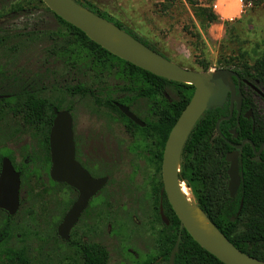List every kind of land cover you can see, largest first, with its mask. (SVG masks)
Returning <instances> with one entry per match:
<instances>
[{
	"label": "rangeland",
	"instance_id": "rangeland-1",
	"mask_svg": "<svg viewBox=\"0 0 264 264\" xmlns=\"http://www.w3.org/2000/svg\"><path fill=\"white\" fill-rule=\"evenodd\" d=\"M82 1L189 71L202 73L207 66V72L235 71L243 63L252 66L264 52V5L252 7L245 0ZM215 4L217 9H213ZM228 4L233 5L231 13L226 12ZM201 9H211L219 21L206 22ZM1 39L0 72L28 82L34 79L42 99L71 111L76 151L98 161L101 167L95 177L107 176L108 183L90 202L98 207L86 210L67 242L56 235L62 209L57 210L55 204L65 191L51 187L46 173L48 195H35L33 182L21 189L17 214L10 220L0 214V264H82V245L103 246L108 264L155 260L162 253L158 243L161 226L152 224L153 212L132 204L130 187L137 172L136 186L141 177L153 174L147 158L156 138L134 129L128 134L120 115L108 107L107 102L122 105L120 102L132 98L121 91L123 82L115 70L101 72L80 50L71 54L74 39L38 0H0ZM76 88L88 93L72 91ZM178 99L173 88L165 87L162 100L171 103ZM254 101L264 119L262 100L254 97ZM152 105L145 99L133 100L130 112L142 122L153 123ZM15 121L10 115L0 121V154L8 158V153L18 166L19 147L32 152L38 148L35 139L16 138ZM156 175L160 179L159 166ZM64 196L71 201L76 197L72 193Z\"/></svg>",
	"mask_w": 264,
	"mask_h": 264
},
{
	"label": "trees",
	"instance_id": "trees-1",
	"mask_svg": "<svg viewBox=\"0 0 264 264\" xmlns=\"http://www.w3.org/2000/svg\"><path fill=\"white\" fill-rule=\"evenodd\" d=\"M73 1L80 7L114 24L135 40L159 54L150 45L141 41L133 33L124 30L120 24L113 23L109 17H105V14L90 4L82 0ZM38 2L43 4L40 0ZM245 4L259 7L264 5V0H245ZM46 10L50 12L47 8ZM199 11L206 22L212 24L219 21L211 9H201ZM52 15L74 39V43L72 44L74 49L69 50L71 54L75 50H80L91 65L101 72L115 70L116 76L123 82L121 91L132 95V98L120 102L123 106L131 110L133 100L139 99H145L154 103L149 108V113L156 116V122L143 121L145 124L144 128H139L123 116L114 106L113 102H107V105L120 115L128 134L134 129L143 134L154 135L156 138L155 143L160 172L163 151L168 135L191 100L194 88L155 77L112 56L91 42L82 32L65 23L54 14ZM2 41L1 39L0 42ZM208 69V66L203 67L205 72ZM234 72L237 73L242 83L245 81L255 89L264 90V52L261 58L255 61L252 66L243 63ZM232 81L237 87L236 80L233 79ZM167 86L177 92L179 96L178 101L168 103L162 100L164 89ZM36 90H39L37 86L34 85L27 89L23 79L15 76L8 78L0 72V97H2L0 99V121H4L5 117L9 115L11 117L16 116L17 110L14 104L20 96H27L22 114H24L23 117L28 124L33 125L34 122H39L41 118H46V102L34 97ZM72 91L82 94L88 93L83 88H76ZM240 91L243 96L240 115L237 119V112L234 109L233 115L228 121H221L219 123L218 127L221 136L216 134L215 126L220 119L229 117V100L223 107L213 108L205 112L198 120L188 136L181 153L179 180L191 189L199 209L237 250L249 257L264 262V148L259 156H256L249 144H245L238 151L233 147L240 146L242 142L249 140L255 146V152H258L261 145L264 144V119L257 113L252 88L242 85ZM6 96L7 98H5ZM3 104L7 107L3 108ZM54 109L62 111L58 104H53L52 109H50L51 115L48 116L46 121L45 157L36 166L22 164L19 168L21 189L30 187L32 179L36 178V181L33 183L37 185L36 190L40 197L49 193L45 182L41 178V173L43 171L48 173L51 165L48 134L54 120L52 112ZM65 111L71 113L69 109ZM249 111L252 112L253 119L246 120L244 116ZM234 152L238 153L240 187L235 198L230 199L227 192V170L229 165L225 162V157L227 154ZM7 155L12 160L8 153ZM2 158L1 153L0 161ZM28 159L30 162L33 161L32 156H29ZM48 183L52 187L61 188L62 192L65 190L72 191L71 188L64 184H56L51 180H48ZM160 186L162 190L160 202L163 214L168 221V226L160 219L157 202L155 218L156 222L161 226V231L158 233V243L162 249V253L155 260L144 264H169L171 252L179 232H181V241L178 252L175 255L174 264H222L200 248L185 230L179 231L180 223L167 201L162 183ZM64 195L60 194V198L55 204L57 210L60 207L62 209V219L73 204V201L67 200ZM7 217L11 219L9 216ZM61 222L62 220L60 224ZM80 256L82 264L109 263L108 252L100 245H83L80 248Z\"/></svg>",
	"mask_w": 264,
	"mask_h": 264
},
{
	"label": "water",
	"instance_id": "water-1",
	"mask_svg": "<svg viewBox=\"0 0 264 264\" xmlns=\"http://www.w3.org/2000/svg\"><path fill=\"white\" fill-rule=\"evenodd\" d=\"M40 1L52 14L82 32L91 42L112 56L155 77L194 88L191 100L172 127L165 143L161 165L163 192L180 223L179 231L185 230L200 248L216 260L222 264H264V262L237 250L199 209L191 189L179 180L180 159L184 144L202 115L213 108L223 107L229 100V117L220 119L215 126L218 136H221L219 123L228 121L232 117L234 109L238 119L243 96L241 92H238L241 81L237 73L228 69L202 73L183 69L144 46L114 24L80 7L73 0ZM233 79L236 80L237 87L234 85ZM259 95L262 96L261 93ZM115 106L134 125L139 128L145 127V124L127 107L119 104ZM53 113L54 120L48 138L51 162L49 177L52 182L65 184L78 193L77 200L57 228V236L62 241L67 242L71 230L78 223L89 201L104 188L108 179H93L80 166L75 160L73 124L70 113L56 109L53 110ZM244 118L246 120L252 119L251 111ZM245 144L251 146L256 156H259L264 148V144H262L259 151L255 152V146L251 141L245 140L235 149L238 151ZM225 162L229 165L227 192L230 199H234L240 187L238 153L227 154ZM181 186L190 191L193 198V208L201 213L213 230V235H205L197 228L191 218L190 207L192 206L182 196ZM19 191L20 175L14 171L10 161L4 158L0 171V210L5 211L10 217L15 216L19 210ZM159 214L161 221L168 226L162 206L159 208ZM180 241L181 232H179L171 252L169 264H174Z\"/></svg>",
	"mask_w": 264,
	"mask_h": 264
},
{
	"label": "flooded vegetation",
	"instance_id": "flooded-vegetation-1",
	"mask_svg": "<svg viewBox=\"0 0 264 264\" xmlns=\"http://www.w3.org/2000/svg\"><path fill=\"white\" fill-rule=\"evenodd\" d=\"M5 76V75H4ZM15 77H18V76H15ZM9 78V77H8ZM20 79H23L21 77H18ZM25 85L27 86V89L28 88H31L32 86H36L35 84V80H29V82L25 79H23ZM241 81V80H240ZM242 85H245V86H249L252 88V90L254 91V97L256 99H260L262 100V104L264 106V90L263 89H260L262 92L258 91V89H255L253 86H251L250 84L246 83L245 81H243V83L241 82L240 84V88L238 90V92H241V86ZM254 88V89H253ZM40 91L39 90H36L35 92V98L37 99H40L42 101H45L46 102V107H45V111H46V115L47 117L46 118H41L39 120V122H34L33 125H30L28 124L23 115L22 114V109L24 108V102L27 100V96H20L17 98L15 104H14V107L16 108L17 110V114L16 116H14L13 118H16V121H15V130L14 132H16V138H19L21 139L22 137H25L27 140H30V139H35L37 141V151L36 152H32L30 151L29 148H26L24 147L23 149L21 147H19L18 149V157L20 158V164L17 166L15 164V162L12 160H10L9 158H7L12 167L14 168V171L16 173H18L20 175V171H19V168L22 164H27V165H30V166H33L40 162L41 160H43V158L45 157V133H46V121L48 119V116L51 115V110L52 109V105L49 103V101L46 99H42L41 97V94L39 93ZM259 93H261L262 96L259 95ZM2 97H0L1 99ZM7 98V96L5 97ZM114 106L117 104V103H113ZM120 105V104H119ZM123 106V105H122ZM4 107H7L5 104H3V108ZM116 107V106H115ZM53 112V111H52ZM252 113V112H251ZM257 113L259 114V110L257 108ZM54 114V113H53ZM260 115V114H259ZM11 116V115H10ZM252 119H253V114H252ZM251 120V119H250ZM53 123V122H52ZM10 131H12V129L10 128ZM49 133H50V130H49ZM10 134V133H8ZM48 138H49V134H48ZM74 139V138H73ZM75 144V142H74ZM152 147H155L153 150H149L148 151V158H147V161L149 162V164L153 167V174L152 175H145L143 177H141V184L139 186H136V183L139 182L137 180L138 178V172L137 174L133 175L132 176V180H131V187H130V191H131V201H132V204L133 205H136V206H140L142 205L145 210L149 211V212H153V220H152V224L154 225L156 222V204L158 202V214H159V208L161 206V198H162V190H161V186L160 184L162 183V174L160 175V179H159V176L156 175V171H157V167L159 166V160H158V153L156 152V144H155V141L153 142L152 144ZM234 148L235 147H238V146H233ZM48 148H49V144H48ZM29 152V153H27ZM24 153V155H23ZM23 155V156H22ZM22 156V157H21ZM29 156H32L33 157V161L30 162L29 161ZM49 157H50V153H49ZM4 158L1 159L0 161V171H1V164H2V160ZM75 160L80 164V166L85 170L87 171V173L93 178V179H101V178H107V176H101L100 178H96L95 177V172L96 171H99L100 170V164L98 161H95V160H90L87 155L83 152H77L76 151V146H75ZM51 164V162H50ZM50 168H51V165H50ZM49 172H50V169L48 171V173L46 172H42L41 173V178L43 179V174L46 173V176L48 178V180H51L50 177H49ZM158 173V172H157ZM47 180V181H48ZM36 181V178H33L32 179V182H35ZM44 181V179H43ZM108 183V181H107ZM106 183V185H107ZM49 184V183H48ZM57 184V183H56ZM65 185V184H64ZM106 185L104 186V188L106 187ZM67 186V185H66ZM163 186V184H162ZM52 187V186H51ZM70 188V187H69ZM103 188V189H104ZM102 189V190H103ZM101 190V191H102ZM100 191V192H101ZM20 192H21V175H20V191H19V201H20V206H21V197H20ZM99 192V193H100ZM33 193L35 195H37V190H34ZM65 193L66 194H75V199L72 200L73 201V204L75 203V201L77 200L78 198V193L72 189V191L70 190H65ZM99 193L96 195L98 196ZM157 193H158V197H157ZM95 196V197H96ZM66 198V197H65ZM94 198V197H93ZM92 198V199H93ZM67 199V198H66ZM91 199V200H92ZM91 200L89 201L88 203V206L87 208L85 209V211L81 214V216L86 212V210L88 208H91V207H98V205L96 206H90V202ZM72 204V205H73ZM72 207V206H71ZM71 207L69 208V210L71 209ZM20 208V207H19ZM68 210V211H69ZM19 211V210H18ZM68 211L66 212V214L68 213ZM0 214L1 215H4L6 217L7 220H10L8 219L7 216H9L5 211H2L0 210ZM17 214V213H16ZM65 214V215H66ZM80 216V218H81ZM160 216V214H159ZM10 217V216H9ZM65 217V216H64ZM63 217V218H64ZM10 218H13V217H10ZM79 218V219H80ZM161 219V218H160ZM63 220V219H62ZM161 231V229H160ZM159 231V232H160ZM83 246V245H82ZM80 246V248L82 247Z\"/></svg>",
	"mask_w": 264,
	"mask_h": 264
},
{
	"label": "bare ground",
	"instance_id": "bare-ground-1",
	"mask_svg": "<svg viewBox=\"0 0 264 264\" xmlns=\"http://www.w3.org/2000/svg\"><path fill=\"white\" fill-rule=\"evenodd\" d=\"M233 11V5L228 4L226 7V12L227 13H231ZM181 194L182 196L189 202V204L192 206L193 204V198L190 194V191L187 190L184 186H181ZM190 212H191V218L194 221V223L197 225V228L204 233L205 235H213L214 232L213 230L210 228L209 224L206 222V220L203 218V216L201 215V213L193 208L190 207Z\"/></svg>",
	"mask_w": 264,
	"mask_h": 264
},
{
	"label": "built area",
	"instance_id": "built-area-1",
	"mask_svg": "<svg viewBox=\"0 0 264 264\" xmlns=\"http://www.w3.org/2000/svg\"><path fill=\"white\" fill-rule=\"evenodd\" d=\"M249 6H250V5H249ZM217 7H218V6H217L216 4L213 5V9H217ZM240 13H242V9L240 10ZM233 19H234V18H230L228 21L231 22V21H233Z\"/></svg>",
	"mask_w": 264,
	"mask_h": 264
}]
</instances>
